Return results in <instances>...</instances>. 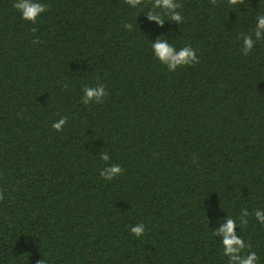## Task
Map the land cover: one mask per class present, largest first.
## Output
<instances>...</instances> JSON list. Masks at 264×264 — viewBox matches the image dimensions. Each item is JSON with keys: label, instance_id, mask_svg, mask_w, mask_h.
<instances>
[{"label": "trees", "instance_id": "obj_1", "mask_svg": "<svg viewBox=\"0 0 264 264\" xmlns=\"http://www.w3.org/2000/svg\"><path fill=\"white\" fill-rule=\"evenodd\" d=\"M43 2L33 23L0 0V264H226L211 228L242 208L264 264V39H237L264 0H179V26L149 21L151 0ZM160 35L198 62L169 72Z\"/></svg>", "mask_w": 264, "mask_h": 264}, {"label": "clouds", "instance_id": "obj_2", "mask_svg": "<svg viewBox=\"0 0 264 264\" xmlns=\"http://www.w3.org/2000/svg\"><path fill=\"white\" fill-rule=\"evenodd\" d=\"M128 6L136 8L142 4V0H125ZM230 4L237 3V0H229ZM12 7L19 13L24 21L36 22L47 9L48 5L43 0H13ZM149 21L155 22L157 26H163L166 21L180 25L183 23L182 9L179 0H151V8L144 13ZM237 39L240 40V50L244 55H249L257 41L264 39V11H260L255 17V25L250 33H241ZM167 35H160L155 40H149L152 56L169 72H174L180 67L189 66L198 62L196 49L185 42L183 47L177 48L170 43ZM106 89L103 85L88 86L82 89L80 102L82 104L99 103L106 96ZM66 123V117H61L52 123V128L60 131ZM99 157L105 162L104 167L99 171L100 177L111 181L122 173V168L118 164H107L110 157L107 152L99 153ZM250 215L247 208H242L239 215L233 218L227 214L217 218V227L211 228L212 236L216 237L220 246L221 258H226V264H259V257L255 251L251 250V245L237 233L236 229L240 225L247 223ZM251 215L256 222L264 226V208L254 210ZM209 220V219H208ZM209 227V223H208ZM129 232L136 238L142 237L145 232V225L138 223L129 226Z\"/></svg>", "mask_w": 264, "mask_h": 264}]
</instances>
